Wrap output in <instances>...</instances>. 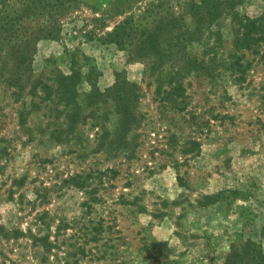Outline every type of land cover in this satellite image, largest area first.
I'll return each mask as SVG.
<instances>
[{
  "label": "rangeland",
  "instance_id": "obj_1",
  "mask_svg": "<svg viewBox=\"0 0 264 264\" xmlns=\"http://www.w3.org/2000/svg\"><path fill=\"white\" fill-rule=\"evenodd\" d=\"M0 264H264V0H0Z\"/></svg>",
  "mask_w": 264,
  "mask_h": 264
},
{
  "label": "trees",
  "instance_id": "obj_2",
  "mask_svg": "<svg viewBox=\"0 0 264 264\" xmlns=\"http://www.w3.org/2000/svg\"><path fill=\"white\" fill-rule=\"evenodd\" d=\"M32 2H37L39 0H31ZM55 3L58 5V6H63L64 3H65V0H54Z\"/></svg>",
  "mask_w": 264,
  "mask_h": 264
}]
</instances>
